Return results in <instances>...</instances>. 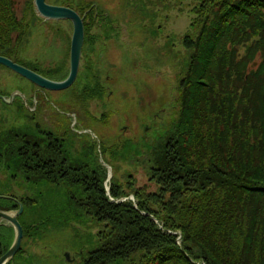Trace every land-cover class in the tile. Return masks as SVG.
<instances>
[{
    "label": "trees",
    "instance_id": "trees-1",
    "mask_svg": "<svg viewBox=\"0 0 264 264\" xmlns=\"http://www.w3.org/2000/svg\"><path fill=\"white\" fill-rule=\"evenodd\" d=\"M1 1L0 37L12 44L19 23L12 4ZM161 1V7L192 4L184 45L195 46L174 98L158 100L168 117L148 155H129L144 160L148 184L135 187L127 175L125 189L111 180L107 193L100 161L106 150L89 159L88 149L56 123L36 120L37 106L23 132L0 136V175L10 188L3 195L19 200L24 212L40 204L30 193L51 189L61 196L53 198L55 222L103 228L98 247H85L84 264H264V0ZM10 53L0 56L11 60ZM87 117L85 123L93 122ZM71 147L82 152L73 155ZM14 188L26 199L12 195ZM108 195H132L136 209ZM12 208L18 209L0 210Z\"/></svg>",
    "mask_w": 264,
    "mask_h": 264
},
{
    "label": "rangeland",
    "instance_id": "rangeland-1",
    "mask_svg": "<svg viewBox=\"0 0 264 264\" xmlns=\"http://www.w3.org/2000/svg\"><path fill=\"white\" fill-rule=\"evenodd\" d=\"M7 1L12 4L20 29L13 33L12 44L7 36L0 37V51L9 50L16 64L49 80L61 81L70 68V22L43 19L35 11L34 0H4V4ZM146 1L46 0L53 6L69 5L83 18L84 42L77 78L66 90L43 91L0 65V136L8 130L23 132L32 123L35 116L31 114L38 106L40 115L36 120L47 125L56 123L55 128L60 126L69 139L88 149L89 159L106 150L100 161L107 176L111 175L107 193L111 180L125 189L129 181L127 175L135 178V187L147 185L143 158H139L143 160L140 162L137 158L133 161L129 155L132 151L133 155H148L147 146L154 143L168 117L160 113L158 100L164 96L174 98L182 75L188 71L186 63L191 59L190 48L195 44L191 43L193 46L188 48L184 45L194 19L190 13L192 4L185 1L181 7H161V0ZM241 56L242 53L238 58ZM254 62L260 63L258 56ZM37 88L43 92V101H38V96L35 98ZM94 92L99 96L87 98L88 93ZM84 114L93 122L81 121ZM156 114L161 115L157 120L154 119ZM75 149L71 151L82 152L79 147ZM9 190L4 176L0 175V193L3 195ZM12 190L16 198L26 199V193L17 188ZM2 197L5 198L0 200V208L14 206V197ZM29 197L40 204L31 202V208L26 205L19 216L24 238L9 264H84L85 247H98L97 237L101 236L103 228L79 223L63 227L55 222L53 198L61 196L53 195L51 189L47 192L39 189ZM110 200L135 203L132 195ZM133 206L136 209L135 204ZM0 234V251H7L12 233L3 229ZM171 235L176 237L179 246L183 243L180 234ZM126 260L118 264H128Z\"/></svg>",
    "mask_w": 264,
    "mask_h": 264
},
{
    "label": "water",
    "instance_id": "water-1",
    "mask_svg": "<svg viewBox=\"0 0 264 264\" xmlns=\"http://www.w3.org/2000/svg\"><path fill=\"white\" fill-rule=\"evenodd\" d=\"M34 6L37 14L47 21L67 20L72 25V36L70 45V68L67 77L63 81L49 80L28 68L14 63L12 60L0 56V65L6 67L22 78L26 79L40 90L43 91H63L68 89L75 82L81 60V53L84 42V21L81 16L68 7L53 6L47 4L46 0H34ZM13 98V97H12ZM107 176L105 187L107 190L108 180ZM5 198V197H0ZM23 213V206L19 204L18 210L5 212L0 211V223H8L13 228L14 239L8 250L0 256V264H9L13 261L16 254L19 252L23 240V228L18 221V217ZM66 260L70 259L68 254H65Z\"/></svg>",
    "mask_w": 264,
    "mask_h": 264
},
{
    "label": "flooded vegetation",
    "instance_id": "flooded-vegetation-1",
    "mask_svg": "<svg viewBox=\"0 0 264 264\" xmlns=\"http://www.w3.org/2000/svg\"><path fill=\"white\" fill-rule=\"evenodd\" d=\"M53 21V20H52ZM53 22H57V21H53ZM69 22V21H68ZM37 93H40V94H42L43 92L42 91H40L38 88H37V90L35 91V95L37 94ZM23 103V102H22ZM29 106V105H28ZM23 107H25V106H23ZM27 108V107H26ZM13 204H14V206H12V207H15V206H17L18 208H19V204H20V202H19V200H17V199H13ZM14 210H16L15 208H12L11 210H0V211H5V212H10V211H14ZM18 221H19V217H18ZM23 228V227H22ZM3 229H6L7 230V232H10V233H12V236H13V238H12V242H13V239H14V231H13V228L10 226V225H8V223H5V222H3V223H0V232L3 230ZM11 230V231H10ZM0 236H1V234H0ZM8 238H9V234H8ZM23 238H24V230H23ZM2 239H0V241H1ZM12 242H11V244H12ZM10 244V245H11ZM8 250V249H7Z\"/></svg>",
    "mask_w": 264,
    "mask_h": 264
}]
</instances>
